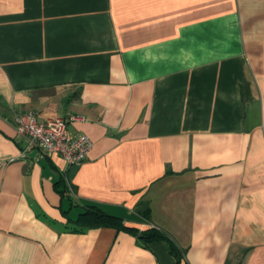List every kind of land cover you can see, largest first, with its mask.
<instances>
[{
    "label": "crops",
    "instance_id": "obj_1",
    "mask_svg": "<svg viewBox=\"0 0 264 264\" xmlns=\"http://www.w3.org/2000/svg\"><path fill=\"white\" fill-rule=\"evenodd\" d=\"M26 111L68 117L87 158L28 145ZM88 203L178 264H264V0H0V264H177L72 230Z\"/></svg>",
    "mask_w": 264,
    "mask_h": 264
},
{
    "label": "built area",
    "instance_id": "obj_2",
    "mask_svg": "<svg viewBox=\"0 0 264 264\" xmlns=\"http://www.w3.org/2000/svg\"><path fill=\"white\" fill-rule=\"evenodd\" d=\"M15 129L28 145H36L47 154H57L66 165H78L84 161L92 147L85 133L71 134L67 129L69 118L55 115L38 120L33 111L16 114Z\"/></svg>",
    "mask_w": 264,
    "mask_h": 264
},
{
    "label": "trees",
    "instance_id": "obj_3",
    "mask_svg": "<svg viewBox=\"0 0 264 264\" xmlns=\"http://www.w3.org/2000/svg\"><path fill=\"white\" fill-rule=\"evenodd\" d=\"M66 188H69L66 185ZM70 190V189H69ZM140 211L147 215L148 206L145 203H140ZM72 224V230L81 232L87 228L99 227V226H110L116 229H128L136 234V237L142 244L147 245L153 240H164L167 243L169 251L176 257L177 264L179 263V251L176 244L168 237V235L160 230L157 226L153 225L150 221L144 220L142 224H146L143 228L127 226L117 215L110 214L102 209L100 206L88 203L84 204L82 210L78 213L77 217L70 220Z\"/></svg>",
    "mask_w": 264,
    "mask_h": 264
}]
</instances>
